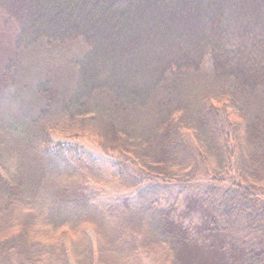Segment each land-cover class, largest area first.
<instances>
[{
    "label": "trees",
    "instance_id": "trees-1",
    "mask_svg": "<svg viewBox=\"0 0 264 264\" xmlns=\"http://www.w3.org/2000/svg\"><path fill=\"white\" fill-rule=\"evenodd\" d=\"M0 27V264H264V0H0Z\"/></svg>",
    "mask_w": 264,
    "mask_h": 264
},
{
    "label": "rangeland",
    "instance_id": "rangeland-1",
    "mask_svg": "<svg viewBox=\"0 0 264 264\" xmlns=\"http://www.w3.org/2000/svg\"><path fill=\"white\" fill-rule=\"evenodd\" d=\"M2 32H3V28L0 27V61L3 59L4 55L7 54V49H9L8 41L10 39L7 38V36L2 35ZM33 102H35V104L32 107L35 110L37 109L35 113L37 114L36 118H38L40 127L45 128L51 140L54 142L60 141L70 144H77L78 146H80L85 153H87L88 155L92 156L97 160V163L105 179L110 180V175L116 168L114 159L110 155L105 154L104 152L101 151L99 146L96 144L95 137L92 134L80 133L83 136L68 138L67 133L70 130H74V129L67 128L68 121L66 120L64 115L61 114V112L56 108L50 109L48 113H47V109L45 110V113H40L38 109L44 108L46 102L43 99H37V98H35V100L33 99ZM17 109L19 111L22 110L27 111L26 108L21 109L18 107ZM74 133L75 132L72 131L71 134ZM10 155L11 157L6 158L5 160L9 163H12L14 159L13 158L14 153ZM9 165H11V167L13 166V164H9ZM228 177L229 176L225 177L226 183H228L229 181ZM105 190L112 196L115 195L130 196L132 194V191L125 190L124 188L118 186L115 183H109L107 186H105ZM169 203L165 201H161L160 205L166 206ZM185 203H186V198L184 197V195L180 196L176 204V211L174 212V218L183 225L190 224L195 228L196 226H198L199 220H197L196 215L187 214L185 212L186 210ZM141 258H142V264H152L149 258L145 256H142Z\"/></svg>",
    "mask_w": 264,
    "mask_h": 264
}]
</instances>
